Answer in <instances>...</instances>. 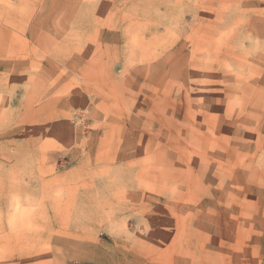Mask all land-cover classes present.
Segmentation results:
<instances>
[{
	"label": "rangeland",
	"instance_id": "1",
	"mask_svg": "<svg viewBox=\"0 0 264 264\" xmlns=\"http://www.w3.org/2000/svg\"><path fill=\"white\" fill-rule=\"evenodd\" d=\"M0 264H264V0H0Z\"/></svg>",
	"mask_w": 264,
	"mask_h": 264
}]
</instances>
